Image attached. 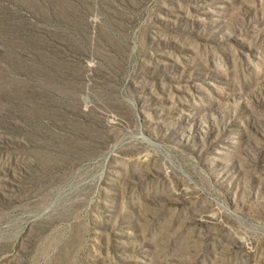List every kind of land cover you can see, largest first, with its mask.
<instances>
[{
  "label": "rangeland",
  "instance_id": "obj_1",
  "mask_svg": "<svg viewBox=\"0 0 264 264\" xmlns=\"http://www.w3.org/2000/svg\"><path fill=\"white\" fill-rule=\"evenodd\" d=\"M0 264H264V0H0Z\"/></svg>",
  "mask_w": 264,
  "mask_h": 264
}]
</instances>
